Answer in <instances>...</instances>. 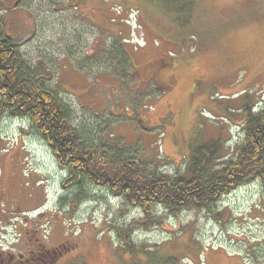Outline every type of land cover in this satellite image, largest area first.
Instances as JSON below:
<instances>
[{
    "label": "rangeland",
    "instance_id": "rangeland-1",
    "mask_svg": "<svg viewBox=\"0 0 264 264\" xmlns=\"http://www.w3.org/2000/svg\"><path fill=\"white\" fill-rule=\"evenodd\" d=\"M70 1L18 0L17 14L0 8V20L10 19L35 80L70 107L72 124L87 141H122L130 156L145 155L167 173L184 168L190 145L218 139V162L234 155L243 139L236 112L247 104L242 90L252 91L250 102L264 100V0L183 1L173 9L191 1L192 20L173 40L167 37L179 30L167 0H74L77 9ZM183 40L191 47L182 49ZM167 52L173 54L165 70L154 73L155 60ZM145 71L152 76H142ZM24 118L0 120V264L17 256L31 261L39 244L50 249L64 242L52 264H153L116 236L115 224L142 217L141 209L122 207L103 189L74 210L63 206L67 172ZM258 190L249 183L225 196L219 210H231L227 220L188 211L137 228L134 239L162 246L179 264H255L246 250L264 244ZM178 224L173 239L170 228Z\"/></svg>",
    "mask_w": 264,
    "mask_h": 264
},
{
    "label": "trees",
    "instance_id": "trees-1",
    "mask_svg": "<svg viewBox=\"0 0 264 264\" xmlns=\"http://www.w3.org/2000/svg\"><path fill=\"white\" fill-rule=\"evenodd\" d=\"M17 1L0 0V8L14 17L18 10L15 8ZM168 1L172 9L168 15L171 16L176 30H179H172L167 37L168 40H173L172 36L176 38L177 33L189 29L186 27H189L192 19L188 16L193 15L194 8L190 1L188 6L184 5L179 10L176 8L175 11L173 9L175 6L187 0ZM69 3V7L79 8L78 2L72 0ZM13 28L10 19L0 20V120L4 115L25 117L24 121L28 123L30 131L48 144L57 164L67 172V176L61 181L66 192L60 199L63 206L74 210L81 201L94 197L96 189H103L111 194L112 199H120L122 207L127 205L126 207L141 209L144 213L142 217H136L128 224L122 221L121 224L120 222L115 224L116 236L127 245L125 249L137 256L141 254L150 257L153 264L179 262L176 257L167 256L170 252L161 250L162 246L136 241L133 233L137 228L147 230L153 225L164 224L168 216L178 217L188 211L196 214L207 211L211 216H215V219L226 215L224 220H227L231 216V210L226 214L219 210L224 197H229L242 185L249 183H257L260 187L261 190L258 191L263 195L259 205L264 206L261 204L262 200L264 202L263 96H259L257 102H250L249 93L252 91L242 90L245 91L242 95L245 96L247 104L239 106L236 112L238 110L241 113L237 121H242L243 139L238 141L234 155L218 162L222 158L219 156L222 142L218 139L190 145L183 157L186 158L184 168H177L175 173H167L158 167L159 163L154 167L152 163L147 164L145 155L130 156L122 141L106 145L87 141L83 133L73 126L70 107L63 103L56 92H51L45 84L35 80L34 71L31 73L32 69L20 52L19 44L12 37ZM186 42L183 40L180 46L182 49L191 47ZM170 53L167 52L155 60L158 63L154 66V73L165 70L163 66H167L165 62L171 57ZM148 66L144 69L150 70ZM134 73L140 78L141 73L138 74L136 68ZM144 74L150 72H142V76ZM89 187L94 191L89 190ZM107 198L111 199L109 196ZM46 219L48 220L47 216ZM39 221L45 227L50 220L45 223L43 219ZM39 223L37 226H41ZM170 229L174 233L173 239L176 238L178 233L175 229H180L179 224L177 227L171 226ZM35 239L40 240L36 237ZM195 239L198 240L196 237ZM131 243L135 252L132 251ZM65 245L64 242L61 246L47 249L41 243L40 251L33 254L31 261L25 262L22 257L17 256L16 261L10 264H52L55 257L62 255V247ZM2 249L0 246V250ZM246 251L254 261H257L255 264H263V243L249 245ZM51 253L54 254L52 257Z\"/></svg>",
    "mask_w": 264,
    "mask_h": 264
}]
</instances>
